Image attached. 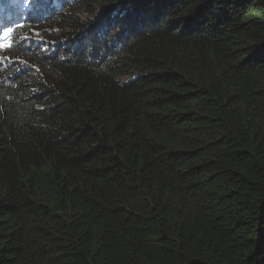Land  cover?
Returning a JSON list of instances; mask_svg holds the SVG:
<instances>
[{"label":"trees","instance_id":"obj_1","mask_svg":"<svg viewBox=\"0 0 264 264\" xmlns=\"http://www.w3.org/2000/svg\"><path fill=\"white\" fill-rule=\"evenodd\" d=\"M54 3L0 61V264H264V0Z\"/></svg>","mask_w":264,"mask_h":264},{"label":"bare ground","instance_id":"obj_2","mask_svg":"<svg viewBox=\"0 0 264 264\" xmlns=\"http://www.w3.org/2000/svg\"><path fill=\"white\" fill-rule=\"evenodd\" d=\"M26 10L27 11L31 10L30 1H28V0H27V6L26 5L24 6L22 12L19 14L18 17H12V18L7 19L8 21H13V22L12 23H8L6 28L9 27V26H12L14 22L16 23V25H20V24L24 25V23L26 22L25 19L27 18V12L25 13ZM21 17H23V19H21ZM23 27L20 26L19 28H23ZM0 33H2V30H0ZM8 35H11V33H8ZM0 40H2V37L0 38ZM24 43H27L26 39L24 40Z\"/></svg>","mask_w":264,"mask_h":264},{"label":"clouds","instance_id":"obj_3","mask_svg":"<svg viewBox=\"0 0 264 264\" xmlns=\"http://www.w3.org/2000/svg\"><path fill=\"white\" fill-rule=\"evenodd\" d=\"M54 1L55 0H52V1H50L51 3H48L47 2V5H48V8L49 9H51V10H54L56 7H57V5L54 3ZM68 1V0H67ZM35 1H33V3H34ZM49 4L51 5V6H49ZM31 5V4H30ZM35 4H32V7L34 6ZM24 5H22V7H23ZM52 6H56L55 8H53ZM32 9V8H31ZM101 13H99L98 14V16L100 15ZM47 20H51V17H50V19H47ZM37 21H39V23H42V21H41V19L40 18H38L37 19ZM26 26H28V25H25L23 28H25ZM22 28H16L15 29V31L13 32V37H12V41H15L17 38L16 37H19V35H20V30H21ZM38 32V31H37ZM13 43V42H12ZM3 57V58H2ZM2 57H0V61H3L4 60V58L5 59H7L8 60V57H9V55H8V53H6V54H4Z\"/></svg>","mask_w":264,"mask_h":264},{"label":"snow or ice","instance_id":"obj_4","mask_svg":"<svg viewBox=\"0 0 264 264\" xmlns=\"http://www.w3.org/2000/svg\"><path fill=\"white\" fill-rule=\"evenodd\" d=\"M21 27H23V26H21ZM13 32V29L12 28H7V30H6V32H5V36H7L8 35V33H12ZM17 39H19V37H16ZM5 47V45H3V44H0V49H3Z\"/></svg>","mask_w":264,"mask_h":264},{"label":"rangeland","instance_id":"obj_5","mask_svg":"<svg viewBox=\"0 0 264 264\" xmlns=\"http://www.w3.org/2000/svg\"><path fill=\"white\" fill-rule=\"evenodd\" d=\"M121 26H122L121 24H117V25H116V28H119V27H121ZM35 35H36V33H35ZM10 45H11V44H8V47H10ZM0 53H3V54H4V53H5V50H0ZM125 79H127V78L125 77Z\"/></svg>","mask_w":264,"mask_h":264}]
</instances>
